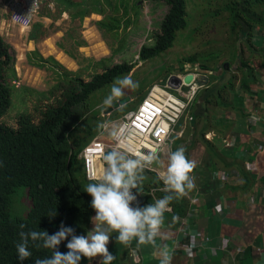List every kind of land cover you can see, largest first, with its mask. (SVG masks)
<instances>
[{
  "label": "trees",
  "instance_id": "1",
  "mask_svg": "<svg viewBox=\"0 0 264 264\" xmlns=\"http://www.w3.org/2000/svg\"><path fill=\"white\" fill-rule=\"evenodd\" d=\"M155 1L166 4L168 12L159 33L155 35L154 45L144 46L139 52V60L144 62L168 53L178 36L188 28L186 0ZM203 1L197 3V8L203 7ZM218 2V8L205 13L204 18L221 23L219 28L213 27L211 31L226 37L230 50L226 55L220 50L222 53L213 61L211 56L219 48L206 52L210 46L207 43L203 47H207L205 51L196 50L181 60V63L194 65L196 71L209 78L208 85L200 91L203 93L199 96L202 102L198 104L203 107H198L201 112L195 111L198 97L190 107L193 122L204 120L203 134L209 120L203 114L207 106L228 109L231 106L230 100L237 96L234 75L230 74L232 76L224 86L217 85L229 74V68L238 66L237 71L242 73L238 84L240 91L249 90V80H255V75H263L259 70L264 72V45L259 47L252 43V39L264 36V0ZM203 22L191 30L190 37L193 40ZM103 24L100 27H104ZM242 49H247L252 57L258 59L259 69H255L249 60H244ZM202 59H205L204 62H201ZM27 60L31 66L57 75V83L51 91L43 93L40 100L36 101L28 94L33 102L27 101L30 103L28 109L13 116L10 111L15 91L11 81L15 75V58L10 45L0 35V264H20L16 244L20 240L21 231L42 230L52 234L59 230L61 224L73 227L78 235L92 230L91 218L95 212L90 206L91 197L83 190L90 181L86 180L84 161L79 156L102 132L101 125L107 117H102L100 110L93 111L90 101L95 93L109 86L115 79L127 76L134 67L124 63L109 68L103 63L100 70L85 78L72 75L53 58L45 60L37 52L28 53ZM146 94L147 91H137V102H141ZM131 103L134 104L131 101L114 111L109 119L112 115H126L130 112L126 109ZM20 188L27 190L31 200V209L25 218L11 215L13 196ZM160 195L163 197V194ZM21 225H24L23 229ZM65 243L60 245L62 252L67 251ZM38 244L30 242L32 255L23 264H35L37 259L51 255V250Z\"/></svg>",
  "mask_w": 264,
  "mask_h": 264
},
{
  "label": "crops",
  "instance_id": "2",
  "mask_svg": "<svg viewBox=\"0 0 264 264\" xmlns=\"http://www.w3.org/2000/svg\"><path fill=\"white\" fill-rule=\"evenodd\" d=\"M75 16L64 8L61 0L52 4L45 1L32 26L23 29L11 21L4 0H0V35L15 52V63L21 66L22 74L42 75L41 71L45 70L28 63L27 51L37 52L45 60L60 53L65 58L63 61L74 67L78 58L59 46L63 33L55 28L69 21L68 27L77 29L74 22L83 17ZM52 26L54 34H51ZM86 28L95 33L96 39L89 43L87 37V47L72 40L77 51L81 53L82 48L89 57L93 56L91 49L99 47L98 52L106 54L107 46L97 31ZM57 34L60 35L56 37ZM30 39L35 44H29ZM205 76L196 75V78L205 81ZM240 77L234 82L237 96L230 100V108L218 107L207 121L204 134V120L192 123L186 116L182 117L174 128L171 144L151 163L153 170L144 168L140 173L143 179L139 181V193L132 206L143 208L162 198L160 194L165 195L160 176L166 171L169 154L183 147L186 158L194 165L190 173L193 187L186 188L178 198L173 193L170 210L164 214L154 243L138 244L133 239L123 245L113 237L108 248L117 258L112 264H160L159 250L163 245L172 252L171 264H264V75L249 80L247 91L238 90ZM228 80L225 75L217 85L222 87ZM206 85L197 91L195 98H199ZM200 101L202 98L195 106L203 108L198 105ZM176 140L178 145L173 148ZM98 166L101 173L105 165ZM81 264H100V258H85Z\"/></svg>",
  "mask_w": 264,
  "mask_h": 264
},
{
  "label": "rangeland",
  "instance_id": "3",
  "mask_svg": "<svg viewBox=\"0 0 264 264\" xmlns=\"http://www.w3.org/2000/svg\"><path fill=\"white\" fill-rule=\"evenodd\" d=\"M61 2L64 8L67 7V11L69 9V12L73 14V16L87 15L83 18H79V20H76L77 22H74L77 23V29L72 30L68 27L69 21H66V24L58 25L56 28L54 26L51 27V34L55 33L54 28L56 31L59 30L61 31L60 33H63V37L59 41V46L71 55H76L78 58L74 67L65 63V61H63L65 58H63L60 53L56 54V57L53 59H55L72 75H80L85 78L100 70L103 63L105 67L109 68L124 63L127 65H133L134 67L128 75L131 76L132 80L138 85V87L124 88L122 96L129 97L130 100L134 102V104H129L126 110L132 111L139 104L140 101L137 102V97L135 96L137 91L139 92L142 90L143 92L147 91L148 93L153 86H159L160 84L167 86L166 84L170 79L171 80L169 82L172 84L174 78L180 75L195 73L203 77L205 74L200 71H196L194 65L181 63V60L184 57H188L196 50L197 52L205 51L207 48H203L205 44H210L206 52L219 48V50L214 51L215 55L213 54L211 56L213 61L217 58V56H220L222 53L221 51H223L226 55L227 51L230 50L228 48L229 41L227 38L211 31L213 27L219 28L221 23L215 20L212 22L211 19L204 18L205 13L213 12L218 8V0H204L202 2L203 7H205L204 10L203 7L197 8L196 6L200 0H186L187 11L189 14V22L186 32L178 36L174 47L168 53H163L159 57L145 62L139 60V52L144 46L150 47L154 45L155 35L159 33L161 23L168 12L166 4L155 0H61ZM202 21L204 22L201 24L200 31H198V34L195 36L196 38L193 40L190 37L191 30L199 26ZM80 22L81 24H79ZM102 22H104V27H100ZM86 27L97 31L98 35L103 40L102 42L107 46L108 51L106 54H103L102 52L98 53L99 47L92 48L90 52L93 56L89 57H87L88 55L82 50V48L80 50L81 53L77 51V48L73 45L72 40L76 39L77 41L75 43L77 45H86L87 47V37L91 40L89 43H94L96 39L95 33H92V31ZM58 35L60 34H57L56 37H58ZM31 42L35 44V42L30 39L29 44H31ZM252 43L259 45V47L263 46L264 36L252 39ZM32 49L34 48H31V50ZM52 52L54 53L55 50ZM241 54L244 60H249L252 65L255 66V69H259L258 59L252 57L247 49H242ZM13 55L16 59L14 51ZM204 60L205 59H202L201 62H204ZM224 60L225 58L223 61ZM19 62L20 59H18V63ZM196 67L198 68V66ZM236 67L238 66L233 65L229 68L231 73L229 72L227 78L230 79L231 76L234 75L237 80L240 77L242 73L240 74ZM20 68L21 66L19 67L16 62L14 64V79L11 81L12 87L15 91L13 97V107L10 111V115L13 116L20 111L28 109L30 103L27 101H31V96H33V99L37 101L42 98L41 95H43V93L51 91V89L56 85L58 78L57 75H51L50 72L46 71L47 73H45V70L41 71L42 75H29L26 72L22 74L19 70ZM180 70L182 71L180 72ZM28 71H31V68H28ZM259 71L264 75L262 70ZM115 81L116 79L113 83ZM205 81H207L206 76ZM113 83L105 87L103 90L95 93L90 101L91 109L93 111L100 110L101 116L103 115L104 108L109 106L104 104V100L110 94ZM168 86L170 87V84ZM33 93H36V95H33ZM28 94H31V96ZM190 107L191 105L182 117L186 116L188 119L191 118L189 115ZM216 110L217 109L213 105H208L207 110L204 111L203 114L204 116H208V118H210ZM195 111L198 113L201 112L198 106H195ZM112 116L113 117L110 119V116L104 119V122L109 125L107 130L108 132L112 130V123L122 117V115ZM113 118L119 119L113 120ZM181 123L182 121L178 125L176 131L180 129ZM192 127L194 126H191V128ZM188 128L189 127H187V129ZM190 135L191 132L187 134L188 137ZM109 137V133H100L93 140H100L107 143V138ZM182 139L184 140V137ZM177 145L178 142L176 140L173 148H176ZM168 150L171 151V149ZM13 202L14 205L11 207V215L25 218L31 209V200L27 190L25 188L17 189L13 196Z\"/></svg>",
  "mask_w": 264,
  "mask_h": 264
},
{
  "label": "clouds",
  "instance_id": "4",
  "mask_svg": "<svg viewBox=\"0 0 264 264\" xmlns=\"http://www.w3.org/2000/svg\"><path fill=\"white\" fill-rule=\"evenodd\" d=\"M53 1L51 2L53 3ZM193 75L197 74L192 73ZM180 76L184 78L186 75ZM177 79V77L174 78L172 84L169 82L170 79L166 85L170 84L173 90L179 83ZM194 82L201 83L202 81L196 78ZM204 82L201 88L208 83V80ZM136 87L138 85L130 75L117 78L111 87L110 94L104 100V104L112 105L113 101L124 98L114 100V98L123 95L124 88ZM102 117L108 116L102 115ZM101 128L108 130L109 125L104 123ZM122 131L123 129L112 128L109 135L123 144ZM82 153L83 151L79 157L84 161ZM155 158V152L146 156H137L127 147L114 148L100 156L96 165L97 175L93 174L89 180L86 178L90 182L83 189L91 197L90 206L95 212L91 218L94 225L92 230L87 234L78 235L73 227L61 224L59 230L52 234L42 230L21 231L20 240L16 244L17 258L20 264H23L32 255L29 250L30 242H39L38 246L51 250L50 256L37 259L35 264H81L85 258L92 260L97 257L100 258V264H112L117 258L108 248L113 237H115L116 243L123 245H128L133 239L137 240L138 244L154 243L160 234L164 214L170 210L173 193L178 198L185 193L186 188L193 187L190 173L194 168L193 163L186 158L183 147L172 151L168 157L166 171L160 176L163 183L162 192L166 195L143 208L133 207V202L137 200L139 193V181L143 179L140 173L146 164L152 163ZM99 163L105 165L101 173H99ZM20 227L23 229L24 225ZM65 241L64 246L67 251L62 252L60 245ZM159 255L160 264H171L172 252L167 245L160 248Z\"/></svg>",
  "mask_w": 264,
  "mask_h": 264
},
{
  "label": "built area",
  "instance_id": "5",
  "mask_svg": "<svg viewBox=\"0 0 264 264\" xmlns=\"http://www.w3.org/2000/svg\"><path fill=\"white\" fill-rule=\"evenodd\" d=\"M53 0H4L11 21L29 29L35 17L40 13L44 2ZM52 3V2H51ZM194 80L196 75H193ZM179 83L173 90L167 86H153L137 108L112 123V128L121 130L123 144L112 136L108 142L93 140L82 153L86 178L97 175L98 158L118 147L133 149L137 156H146L155 152L157 155L172 142L174 128L193 102L197 91L205 83L193 82L186 86L183 76L177 77ZM192 120V118H189ZM109 133L103 129L102 134ZM105 137V136H104ZM130 137V139H129ZM153 162V161H152ZM145 168L152 171L151 163ZM163 191V190H162Z\"/></svg>",
  "mask_w": 264,
  "mask_h": 264
},
{
  "label": "water",
  "instance_id": "6",
  "mask_svg": "<svg viewBox=\"0 0 264 264\" xmlns=\"http://www.w3.org/2000/svg\"><path fill=\"white\" fill-rule=\"evenodd\" d=\"M194 82V78L192 76V74H188L183 78V83L185 85H190L191 83ZM130 98L129 97H124L118 101L113 102L112 105H109L108 107H106L103 110V115L104 116H109L111 115L114 111H117L118 109L124 107L125 105H127L130 102Z\"/></svg>",
  "mask_w": 264,
  "mask_h": 264
},
{
  "label": "bare ground",
  "instance_id": "7",
  "mask_svg": "<svg viewBox=\"0 0 264 264\" xmlns=\"http://www.w3.org/2000/svg\"><path fill=\"white\" fill-rule=\"evenodd\" d=\"M133 151V149H131ZM134 152V151H133Z\"/></svg>",
  "mask_w": 264,
  "mask_h": 264
}]
</instances>
